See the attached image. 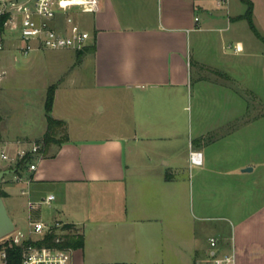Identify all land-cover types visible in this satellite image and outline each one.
I'll return each instance as SVG.
<instances>
[{"label": "crops", "instance_id": "1", "mask_svg": "<svg viewBox=\"0 0 264 264\" xmlns=\"http://www.w3.org/2000/svg\"><path fill=\"white\" fill-rule=\"evenodd\" d=\"M252 1L255 20L263 2ZM94 2L59 13L61 23L89 13L92 29L77 20L90 32L81 56L75 48L47 54L58 80L45 87L57 85L52 114L67 122L68 139L43 151L36 170L8 168L15 174L2 189L16 227L21 196L32 217L29 201L53 193V209L35 219L67 222L84 236L72 264H164V224L185 219L193 264H208L213 251L264 264V42L237 23L245 12L233 13L235 0ZM71 91L89 92L108 127L56 114L60 94ZM0 133L1 149H11L14 140ZM192 150L202 151V164L191 162ZM212 218L223 223L199 254L198 229Z\"/></svg>", "mask_w": 264, "mask_h": 264}, {"label": "rangeland", "instance_id": "2", "mask_svg": "<svg viewBox=\"0 0 264 264\" xmlns=\"http://www.w3.org/2000/svg\"><path fill=\"white\" fill-rule=\"evenodd\" d=\"M259 1L260 0H257L258 5H260ZM261 1L263 2L259 7L261 9L258 11V15L254 22L260 23L264 32V0ZM238 10H243L242 12H246L247 10V5L242 0H235L233 13L238 12ZM72 14L81 22L84 28L88 30L92 29L89 13L74 11ZM238 21L237 23H244L248 27L249 21L247 19L242 18ZM8 40L5 49L0 52V70L3 72V75L0 76V131L4 138L14 140L11 141V143L13 142L12 148L6 149L8 153L14 154L13 152L17 151L20 143L30 146L33 142H40L43 139V137H34V134H40L47 123L46 99L48 89L45 87V84L58 80V77H54L56 76L55 68H53L56 65V63L53 62L55 60L47 56V54L52 53V49L34 50L29 54H25L19 47L22 42L17 34L16 36L11 35ZM73 50L76 54L79 53V50ZM83 82V87H85V78ZM246 96L250 98L252 102L255 99V95L250 92ZM192 109L194 118L197 119L198 111L196 105H194ZM94 110H96V102L92 98V95L86 91H83L81 95H74L72 91L60 94L55 107L56 114L58 112H64L66 115L71 116L73 125L79 124L81 121L89 125L92 123H102L103 121V126L107 128L108 117L105 115L101 116L99 112L96 113ZM216 114L215 111L211 113L209 119L213 120L217 118L218 115ZM64 132L65 131L60 132L59 136H62ZM26 133L30 136L20 137ZM40 157L41 156L37 155L34 160L38 163V166ZM140 163L142 164V156ZM14 165V162L7 161L0 156L1 168L8 169ZM26 166L27 164H24L22 169L26 168ZM14 174L15 173L11 172L6 176H13ZM182 176L184 177L187 175L183 173ZM20 198L21 199L18 200V207L21 212L22 221L17 220V230L27 232L30 227L31 219L39 218L41 216L40 212L44 213L48 209H53L50 208L52 206L43 204L41 208L37 210H34L36 208L32 209V217H30L27 196L24 195ZM6 202L11 215L13 213L11 212L10 203L8 200ZM56 202L57 201L54 200L52 205H55ZM213 208L214 207H211L212 211L209 213L214 216L217 215L218 212L216 208ZM187 221L188 220L185 219L184 221L180 220L177 224H164L166 228L164 230L168 232L166 233L169 239L168 242L170 241L168 251L161 255L164 264H193V256L187 251V241L189 238ZM206 223H209L210 228L208 230L202 231L198 229L201 244V248L198 247L199 254L203 253L205 249L211 248L208 238L211 233H218L219 229H217V225L219 227L223 221L212 218L210 221H206ZM209 257L210 262L208 264H214V257L211 254Z\"/></svg>", "mask_w": 264, "mask_h": 264}, {"label": "built area", "instance_id": "3", "mask_svg": "<svg viewBox=\"0 0 264 264\" xmlns=\"http://www.w3.org/2000/svg\"><path fill=\"white\" fill-rule=\"evenodd\" d=\"M219 6L228 4L229 0H216ZM94 6V0H0V52L8 43V38L16 34L22 44L19 45L25 54L34 50L75 48L83 49L90 38V32L83 29L72 13L65 17V22L59 21V13L70 11L73 8ZM198 19V18H197ZM1 62V59H0ZM3 72L0 70V76ZM43 141L33 142L27 146L20 143L17 151L7 152L1 149L0 156L15 163L25 160L30 170H36L38 163L34 160L37 155H43ZM192 163L202 164V151L192 150L190 153ZM22 193H28L23 189ZM55 194L51 193L39 201L30 200L31 208L41 207L43 204H52ZM64 221L30 220L27 232L13 231L0 241V264H10L9 247L7 239L22 249L21 264H72V250L70 246H60L43 242L50 232L60 234L55 239L57 243L65 240L62 235L70 233V227ZM212 246L217 245V238L211 237ZM211 255L214 264H235L234 254L219 256L216 251Z\"/></svg>", "mask_w": 264, "mask_h": 264}, {"label": "trees", "instance_id": "4", "mask_svg": "<svg viewBox=\"0 0 264 264\" xmlns=\"http://www.w3.org/2000/svg\"><path fill=\"white\" fill-rule=\"evenodd\" d=\"M247 4L246 12L240 16V18H245L249 21L251 28L257 34V36L264 42V35L258 30L255 25L253 19V12H254V3L252 0H243ZM85 52L84 48L79 51V55L81 56ZM57 85L53 84L49 87L47 92V99H46V111H47V121L48 127L47 131L43 136V148L42 150L45 152L53 143H62L68 139V132L66 131L67 122L64 119H59L53 116L52 110L54 107L55 102V93H56ZM1 119V118H0ZM65 131L62 136H58L60 132ZM1 136V133H0ZM26 164L25 160H21L17 164V170L23 168L22 166ZM15 168V167H11ZM2 195L5 196V192L2 189ZM67 227H70L71 224H67ZM60 234L56 232H50L45 237L43 242L48 244H55L60 246H70V247H80L84 245V236L81 233H76L75 231L71 230L70 233L62 235L64 236L65 240L57 243L55 239L59 237ZM11 239H7V245L9 247V255H10V264H21V256H22V249L19 245L12 244L10 242Z\"/></svg>", "mask_w": 264, "mask_h": 264}, {"label": "water", "instance_id": "5", "mask_svg": "<svg viewBox=\"0 0 264 264\" xmlns=\"http://www.w3.org/2000/svg\"><path fill=\"white\" fill-rule=\"evenodd\" d=\"M13 171L14 169H5L0 167V239L8 236L16 229V223L10 215L8 206L2 195L3 179L8 173Z\"/></svg>", "mask_w": 264, "mask_h": 264}]
</instances>
